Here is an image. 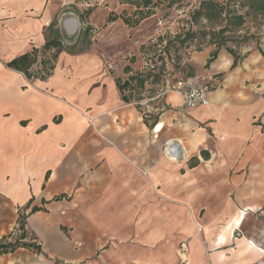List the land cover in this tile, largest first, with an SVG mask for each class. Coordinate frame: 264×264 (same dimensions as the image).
Masks as SVG:
<instances>
[{
	"label": "crops",
	"instance_id": "1",
	"mask_svg": "<svg viewBox=\"0 0 264 264\" xmlns=\"http://www.w3.org/2000/svg\"><path fill=\"white\" fill-rule=\"evenodd\" d=\"M75 2L0 0V240L39 247L0 264L104 263L100 250L119 264H182L183 241L187 264H264L263 57L189 52L185 81L206 85L207 103L185 109L172 85L146 110L149 128L116 85L139 65L80 46L65 25H77ZM47 39L64 49L45 80L6 66ZM179 143L188 154L173 160L166 146Z\"/></svg>",
	"mask_w": 264,
	"mask_h": 264
},
{
	"label": "rangeland",
	"instance_id": "2",
	"mask_svg": "<svg viewBox=\"0 0 264 264\" xmlns=\"http://www.w3.org/2000/svg\"><path fill=\"white\" fill-rule=\"evenodd\" d=\"M200 1L183 0L181 6L172 8L168 16H165L164 11L159 7L155 8L154 15L142 20L136 26H129L122 21L121 17L125 14L130 17L134 9L123 4L121 0H76L75 4L78 7L71 6L75 8L74 10L77 13V31L73 36L77 37L78 32H81V35H83L80 46L85 47L87 45V47H90L91 45L100 57L112 58L111 60L114 62L120 60L122 63L129 62L139 65V68L134 71L129 68L130 73L127 74V77L142 72L147 77L146 82L142 87H138L136 83L132 82L130 85L132 89L126 90V93L132 92V103L137 104L146 117L144 119L148 121L151 119L147 117L146 110L149 109L150 112H154L152 108L160 107L157 102L162 96V90L171 88L177 80H181L187 73V63L183 64V62L189 52L210 44V40H214L219 44L222 38L226 39V47L233 49L240 55L244 51L255 52L259 55H261L259 50L264 52V21L254 16L246 17L245 24L240 30H235L233 26L228 27V32L223 36L209 34L206 37H201L199 34L201 31H198L199 27L201 30L205 27L207 31L214 30V32H217L219 26L222 25L202 20L201 23L192 26V29L197 31L195 38L187 43V47L179 48L177 52L174 51V48H170L166 54L163 46L158 47L159 51L150 46V42L157 36L175 35L187 30L189 25L186 24V21L189 20V14L198 7ZM217 1L223 4L226 3L225 0ZM89 9L92 10L88 12ZM111 16L117 18L108 22L107 19ZM232 32L235 34L233 35ZM245 34L249 35V39L243 42L239 38ZM141 45L145 46L142 50L140 49ZM34 68L36 69V67ZM138 98L140 99L137 100ZM256 123H259L258 120ZM208 166L206 164V167ZM117 243L118 240L111 237L107 245L116 248ZM101 251L96 252L93 257L94 261H104V263L98 264H119L118 261L111 258L102 257ZM7 253L8 250H3L0 252V256ZM4 258L6 256L0 257V261H4Z\"/></svg>",
	"mask_w": 264,
	"mask_h": 264
},
{
	"label": "trees",
	"instance_id": "3",
	"mask_svg": "<svg viewBox=\"0 0 264 264\" xmlns=\"http://www.w3.org/2000/svg\"><path fill=\"white\" fill-rule=\"evenodd\" d=\"M183 0H121L123 4L128 5L130 8L134 9L131 12V16L127 17L126 14L121 17L122 21L129 26H136L142 20L151 17L154 15V9L160 8L164 11L165 16L169 15V12L174 7H180ZM226 3H220L217 0H201L197 8L192 10L189 14V20L186 21V24L189 25L187 30L181 31L175 35L165 34L162 36H157L152 42H150V46L159 51L158 47L163 46L166 54L170 48H174L175 52L178 51L179 48L187 47V43H190L196 36L197 31L192 29L193 25L201 23L202 20L206 22H216L222 24L219 26L217 32L214 30H206L205 27L203 30L198 28V31H201L199 34L201 37H206L207 35H218L223 36L226 32H228V27L233 26L234 29H242L245 24V19L248 16H254L255 18H259L264 21V0H225ZM92 9L87 10L90 12ZM125 13V12H123ZM117 17L111 16L107 19L108 22L114 21ZM234 35L235 33L232 32ZM239 37V36H238ZM248 34L240 36L243 42H246L249 38ZM223 39V40H222ZM220 40L221 43L214 42V40H210V44H214L217 48H224L228 53H230L235 60L239 57L240 54L236 53L233 49L225 46L226 39L222 38ZM216 41V40H215ZM204 43V42H203ZM208 45V44H207ZM204 47V46H203ZM202 47V48H203ZM145 46L141 45L140 49H144ZM202 48H199L196 51H200ZM64 49L61 41L59 39H47L44 46L40 49L32 48L30 51L17 56L12 59L10 62L6 63V66L14 71L21 72L27 80L30 79H40L45 80L49 77L54 70L56 60ZM161 52V51H160ZM260 54L264 58V52L259 50ZM216 52L212 54V58H214ZM161 57V56H159ZM162 59V58H161ZM36 66V69L34 68ZM187 73L181 79L185 81L188 76H192L194 74V69L190 65H186ZM35 69V70H33ZM125 74L130 73V69L128 66L124 68ZM146 76L142 72H137L127 77L124 81L119 79L116 80V85L121 93V99L125 103H132L133 94L130 92L126 93V90H131V83H136V86L142 87L146 82ZM206 86V85H205ZM138 98L137 100H139ZM137 103V102H136ZM137 108V104L135 105ZM149 118L152 122L149 124L146 119H144L145 125L151 128L154 124L155 117L149 115ZM203 158H207V153L201 152ZM193 161H197L195 157L191 158ZM195 162L191 164L195 165ZM19 228H23V222H20ZM23 236V235H22ZM24 237V236H23ZM23 237H20L22 239ZM18 247L24 248H34L39 251V247L34 246L29 242H18L15 240L14 242H8L5 245L0 244V252L7 251L12 252L14 249Z\"/></svg>",
	"mask_w": 264,
	"mask_h": 264
},
{
	"label": "built area",
	"instance_id": "4",
	"mask_svg": "<svg viewBox=\"0 0 264 264\" xmlns=\"http://www.w3.org/2000/svg\"><path fill=\"white\" fill-rule=\"evenodd\" d=\"M178 89L180 96L182 97L183 107L187 110H192L199 105H205L207 103V92L208 88L203 85H195L187 81L177 80L174 84ZM166 93V90H162L161 95L163 96ZM168 147V146H166ZM170 147V146H169ZM170 157L173 159L177 157V148L174 147L170 150ZM9 239L4 238L0 240V244H7ZM188 244L183 241L179 245V255L182 264H187L188 262Z\"/></svg>",
	"mask_w": 264,
	"mask_h": 264
},
{
	"label": "bare ground",
	"instance_id": "5",
	"mask_svg": "<svg viewBox=\"0 0 264 264\" xmlns=\"http://www.w3.org/2000/svg\"><path fill=\"white\" fill-rule=\"evenodd\" d=\"M65 25H66V27L68 28V29H70V31H73L74 29H75V26H76V24H75V22L74 21H72V20H69V21H67L66 23H65ZM169 144H172V145H174L175 144V142H173L172 143V141L171 142H168ZM179 149H178V151H177V154L179 155V158L180 157H183L184 155H187L188 154V152H187V150L182 146V144L181 143H179ZM170 150H171V146L169 147H167L166 148V151H167V153L170 155ZM173 160H176L175 158H173ZM236 223H237V221H236Z\"/></svg>",
	"mask_w": 264,
	"mask_h": 264
}]
</instances>
